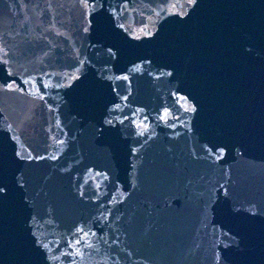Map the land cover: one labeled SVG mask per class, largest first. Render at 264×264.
<instances>
[{"label": "water", "instance_id": "water-1", "mask_svg": "<svg viewBox=\"0 0 264 264\" xmlns=\"http://www.w3.org/2000/svg\"><path fill=\"white\" fill-rule=\"evenodd\" d=\"M0 179V264H264V0H0Z\"/></svg>", "mask_w": 264, "mask_h": 264}, {"label": "snow or ice", "instance_id": "snow-or-ice-1", "mask_svg": "<svg viewBox=\"0 0 264 264\" xmlns=\"http://www.w3.org/2000/svg\"><path fill=\"white\" fill-rule=\"evenodd\" d=\"M189 3L192 4V5H196L197 4V0H189ZM101 7H103V5H101ZM120 27H123V25H121ZM85 31H88V29L85 28ZM136 38L138 39L139 37H136ZM248 51L251 52V51H253V49L249 48ZM109 52H111V49H109ZM168 75H172V73L169 72ZM76 79H78V77ZM124 79H127V77L125 76ZM4 87L6 89H8V90H12V84H10V83H6L4 85ZM191 110L193 112H195L197 109H196L195 106H193ZM13 139H15V137H13ZM221 150L223 151V149H221ZM15 157H20V153L19 152H15ZM21 159H23V157H21ZM28 159H32V157L29 156ZM37 159H42V157H37ZM16 162L18 163V161H16ZM9 191H10L9 184L7 182H5L3 179H0V199L6 198L8 193H9ZM78 231H83V229H78ZM76 243H79V241H76ZM34 244H39V241H34ZM44 247H46V246H44ZM36 251L39 254V257L41 258V259L36 261V264H42L44 253L42 251H40L39 248H36ZM225 259H226V257H225Z\"/></svg>", "mask_w": 264, "mask_h": 264}]
</instances>
